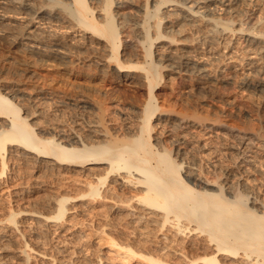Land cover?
<instances>
[{"label": "bare ground", "instance_id": "obj_1", "mask_svg": "<svg viewBox=\"0 0 264 264\" xmlns=\"http://www.w3.org/2000/svg\"><path fill=\"white\" fill-rule=\"evenodd\" d=\"M0 42L35 57L27 63L31 76L42 74L38 65L51 55L61 67L95 65L121 94L145 95L130 134L87 143L76 127L54 126L43 139L29 120L32 112L24 115L18 96L24 89L10 92L20 79L0 77V264H264V203L247 191L249 177L243 179L264 160V122L251 128L193 115L189 105L160 106L171 79L186 84L185 97L224 102L228 115L238 116L245 105L264 121V0H0ZM234 87L243 108H232L237 104L226 95ZM104 114L97 119L102 126ZM191 128L217 135L222 128L235 140L222 142L237 160L220 165L216 190L183 173L202 181L198 165L190 159L188 172L179 160L188 156ZM63 137L77 144L66 146ZM164 138L170 145H162ZM11 159L35 172L74 171L83 176L74 184L88 191L48 196L43 209L8 207L32 201L22 181L10 185L16 179L7 175ZM46 184L38 179L33 187ZM114 184L129 187V195L122 193L123 199ZM101 200L109 203L104 225L110 231L101 227L103 256L92 260L85 247L74 248V236L78 218Z\"/></svg>", "mask_w": 264, "mask_h": 264}, {"label": "rangeland", "instance_id": "obj_2", "mask_svg": "<svg viewBox=\"0 0 264 264\" xmlns=\"http://www.w3.org/2000/svg\"><path fill=\"white\" fill-rule=\"evenodd\" d=\"M33 57L34 56H32L28 53L22 52V51L12 52L9 50V48L5 44L0 42V77H2V79L4 81L9 80L11 78L12 79H15V78L20 79L18 84H15L13 82L14 84L9 85V89L11 90L10 92L15 91L14 93H17L18 90L16 91L14 89H24V90L18 92V96L20 95L19 99L21 100V106L24 105L23 107L26 110V113H24V115L27 114L29 111H30L29 113H31V112L33 113V115L31 113V115L29 116V120L36 127H39V128H37V132L41 138L45 139V138L50 137L52 135V133L54 132V130L52 129V127H54V126L55 127L57 126L58 128L60 126L64 129L66 128L65 130L67 132H71V130H73V129H74L73 131L77 130L78 133H80L81 135L83 134L82 138L85 141H87V143H93V141H95V140H99L100 142H103V141H105L106 138H108L109 135L112 136V134H113L112 137H114V135L121 137V136H124L125 134L126 135L130 134V130H131L130 127L133 128L135 119L137 117L136 112L138 110V107L141 104L140 102L145 98V95L143 93L138 94V96H136V98H134L135 94H133L132 92H127V93L121 94V92H119V91L117 92L116 90L111 89L112 87H109L110 85L108 83L109 81L107 80V77L103 78L101 71H99L95 65L89 64V66H88L87 64L85 65V64L81 63V64H79L80 67H78V64H76L74 67H72V66L65 67L63 65L61 67V65H59V60H57V58L55 56H51V55L45 56L44 58L46 60L44 62H42L41 65L40 64L38 65L39 66L38 71L40 73H42L41 74L42 76L41 75H39V76L38 75L37 76L32 75L31 76V74L29 72H27V63L29 61L34 60L35 57L34 58ZM9 60L12 63L11 64L12 67L9 66L10 65V62H8ZM9 67H11V68H9ZM7 78H9V79H7ZM167 81H168L166 83L167 87L165 86L164 90L166 92H169V93L172 92V90H173V92H174V90H176L178 92L175 93L176 92L175 91L174 93L172 92L170 94L165 92L162 95V98H160V100L163 99V101L161 102L160 106H162L164 108L166 107L165 109H167V106H169L168 107L169 110L172 107H173V109H178V110L180 109L181 110L180 107H182V105L185 106V108L183 106L184 109H186L187 108L186 106L189 105L188 108L186 109V111H189V113H191L193 115H196V116L201 115V116H203L202 118L206 117L209 119H215L218 116L217 118H219L220 120L222 119L223 121H229V122L232 121L234 123H236V121H237V123H239V124L242 123V125H243V123H245L248 125V127L251 125L252 126V127L250 126L251 128H259L260 127L259 125L263 124V122H264L263 120H261L262 122L259 120L260 121V123H259V121H257L258 119L256 117H254V116H256L255 112L251 111L247 106L245 107V105L243 108V104H241L242 106L240 105L241 102H238V101H240L239 100L240 98L238 97L239 93H240L238 88L237 89L235 87L234 88H228L227 91H225L227 97L233 102V105L237 104V105L233 106L232 108H236V106H239V105L243 108L242 109L243 113L242 112L239 113V114H241L240 116H239V114L237 116V114L229 113L231 115L230 116L221 110L223 107L224 108L229 107V106L225 105L224 102L223 103L221 101H220V103H218V101H216L215 103L213 101H210V102H208V101L201 102L200 101L199 102L197 100V98L199 99L198 95L193 97L196 100L189 97L187 94L185 97L184 91L186 88V84L184 82L178 83L177 81H175V83H174V80H171V79H169ZM180 84H183V85H180ZM180 89H181V91H180ZM181 92L182 93L184 92V93L182 94ZM178 93L180 96L177 97V95H175V94H178ZM171 94H172V96H171ZM203 97L204 96H202V98ZM183 98L187 99V103H186V100L184 101ZM188 99H189V101H188ZM233 100H236V101H233ZM190 101H191V105H190ZM166 102H168V103H166ZM188 102H189V104H188ZM138 103H139V105H138ZM204 103H205V105H204ZM99 109H100V111H99ZM190 109H191V111H190ZM36 110H37V112H36ZM41 110H43V111L41 113H39ZM102 110H105L104 121L106 123L103 126L105 128H107V129H105V130H107V132L104 130V127L101 125V123L99 124V122H98V120H99L98 116L102 112ZM172 110H170V111H172ZM246 110H249V111H246ZM194 112H195V114H194ZM29 113H28V115H29ZM242 119H243V122H242ZM93 120H95V121H93ZM79 122L81 125L78 124ZM51 124H53V125H51ZM109 128H110V130H109ZM89 129L92 131H90ZM93 130H94V133H93ZM108 131H110V132H108ZM216 131L218 132V135L215 132L214 133L212 132L210 134L204 133L203 130H200V128H191L192 133L190 132V134L188 136V138L192 137L189 139L191 144L189 143L190 147H188L186 150V152L188 151V153L185 154L186 156L187 155L188 156L186 158H183V156H181L182 159L179 158L180 161L181 160L185 161L186 164H187V162L189 163V164H187V166L185 164L184 169L188 170V165L191 166V164H192V166H194L193 165V163H194L195 166L198 165L199 166L198 168H200V170H201L202 174H200V179L204 182L197 179L198 177H196L197 176L196 174L195 175L192 173L187 174V171L186 172L184 171L183 173L189 181H191L194 184L198 183L202 187L204 186V187L212 189V190L213 189L216 190L217 186L215 187V185H219V183L222 182V179L217 177L218 173H219L217 171L220 169V165L223 162H229V161L231 162V161L237 160V159H235V155L233 152L234 149H231L228 146H227V148H225L226 144H224L225 146L222 144V142H227V141L232 143L235 140L230 138V136L228 135L229 133L228 134L226 133V135H225L223 133V132H225V130L222 128H218V129H216ZM156 134L157 133H153V136H155ZM63 139H64V137H63ZM225 139H228V140L225 141ZM84 140H82V141L84 142ZM164 140L165 141L163 144H162L163 141L159 142L158 144H162L164 146H165V144L170 145L168 138H164ZM64 141L65 142H63V143L66 146L77 144V143H73L71 141L68 142V140H65V139H64ZM205 142H206V146L204 148H200L199 145H203ZM197 146H199V148ZM169 148H171V146H169ZM185 155H184V157H185ZM185 159L188 161H186ZM189 160L192 161L193 163L189 162ZM214 161H217V162H215V164H214L213 163ZM8 164H9V166H8L9 168L7 171V175L10 177L13 174V175H15L14 178L16 177V179H13V178H12L13 180L11 179V181L9 182L10 185H13V184L16 185V182L22 181L23 182L22 187L24 190V196L28 197L32 200L30 203H26L23 200H20L19 202L14 201L10 204H8V202H7L8 207L12 206L15 208H17V207H20V208L21 207L22 208L23 207H29V208L43 209L47 206V203H45V202H46V199L49 198L48 196L59 195V196L72 197V196H78V195L86 192V190H87L86 189L87 185L84 187L83 184H82L83 186L81 184H78V183L74 184L75 181L73 179H75V178L77 179V178H79V176L81 179L83 178L82 175L74 173V171H69V172H65V173H63L64 171L60 172L62 174H59V172L58 173L57 172H54V173L51 172L52 174L51 173H45V172L43 173L42 171L35 172L31 168L29 163L28 164H25V163L16 164V165L14 164L15 166L12 165L13 159H11V161H9ZM213 164H214V166H213ZM189 170H188V172H189ZM250 172L251 173H248V174L243 176L244 177L243 179H246L249 177V180H250L249 183L246 182L247 187L250 186L247 188V191L255 192V193L258 192L256 194L261 197L260 202L264 203V199H263L264 198V160L262 159L261 162L259 161L257 163V166L254 167V169ZM16 173H18V175ZM38 179L43 180L45 183L47 182V184H46L47 187H45V189H36L35 187H33L35 182L38 181ZM207 181L209 183L211 182L213 185L212 184H210V185L205 184V182H207ZM48 183H50V185H52V186L54 185V186L52 187V186L48 185ZM109 183H111V182L107 181L106 186H108ZM114 187H115V190L117 193L120 192L119 194L123 199H124L125 195H129V194H127L130 191L129 189H127L129 187H127V186L124 187L122 184H117V185L114 184ZM102 193L105 194V192H102ZM122 193L123 194L125 193L124 197H123V195H121ZM10 199L12 200V198H10ZM251 199H253V198H251ZM101 201H100V203L89 206V208H88L89 211L87 210L88 214L86 213L87 215H85L86 217L84 216V217H80V219L78 218V221H77L78 223L76 225L77 226L76 229H77L78 234L76 233L77 235L74 236V238L78 242L73 239L75 242V243L73 242L74 248L75 247L78 248V246H79L80 248L83 249L85 247V249H83V254L86 255L87 257L90 256V259L92 258V260L98 259V257L100 255L103 256L102 255L103 246H104L103 244L105 242L104 241L105 235H104L103 229L104 230L106 229V231H110L108 228H105V225H104L107 221L106 219H108L106 216L108 215L107 208H108L109 203L105 200H101ZM27 204H28V206H27ZM106 211H107V213H106ZM102 232H103V234L101 235L100 233H102ZM97 235H98V237H97ZM101 238L103 239V240H101V242L103 241L102 243L99 241ZM80 248H78V249H80ZM97 253L99 256L97 255ZM95 255L97 256L96 259L93 257Z\"/></svg>", "mask_w": 264, "mask_h": 264}]
</instances>
